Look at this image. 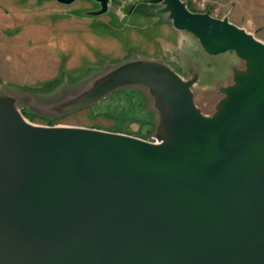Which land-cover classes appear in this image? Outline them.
<instances>
[{
  "label": "water",
  "instance_id": "water-1",
  "mask_svg": "<svg viewBox=\"0 0 264 264\" xmlns=\"http://www.w3.org/2000/svg\"><path fill=\"white\" fill-rule=\"evenodd\" d=\"M92 1L100 8L84 15L99 17L114 0ZM117 1L163 5L157 13L206 55L234 53L241 67L211 116L196 104L197 74L146 60L111 69L61 107L20 108L26 98L0 90V264H264V42L183 0ZM128 87L153 97L155 141L27 116L54 121L62 116L47 113Z\"/></svg>",
  "mask_w": 264,
  "mask_h": 264
},
{
  "label": "rangeland",
  "instance_id": "rangeland-1",
  "mask_svg": "<svg viewBox=\"0 0 264 264\" xmlns=\"http://www.w3.org/2000/svg\"><path fill=\"white\" fill-rule=\"evenodd\" d=\"M183 1L193 12L228 18L264 42V0ZM140 5L146 4L131 8L132 2L114 0L109 13L93 17L84 15L100 8L92 0H78L69 6L56 0H0V90L26 98L20 108L26 104L37 111L55 103L61 107L82 86L111 69L146 60L164 64L185 80L197 74L193 88L196 104L205 115H213L225 97L220 91L241 67L238 57L234 53L206 55L192 34L176 30L167 14L157 13L163 5H146L144 9ZM56 81L61 84L52 86ZM33 89L54 90L40 95L48 93ZM49 113L48 117H62L50 121L36 116L31 122L152 141L163 132L160 111L149 90L141 87L120 89L91 107Z\"/></svg>",
  "mask_w": 264,
  "mask_h": 264
},
{
  "label": "trees",
  "instance_id": "trees-1",
  "mask_svg": "<svg viewBox=\"0 0 264 264\" xmlns=\"http://www.w3.org/2000/svg\"><path fill=\"white\" fill-rule=\"evenodd\" d=\"M147 6L146 5H140V8L141 9H144L146 8ZM153 8V7H152ZM59 84H61V81H56L55 83L52 84L55 85L54 87H57ZM35 92H40V93H51L54 89H49V90H46V91H40V90H36V89H33ZM28 118H30V120H33L35 118H37L35 115H29L27 114Z\"/></svg>",
  "mask_w": 264,
  "mask_h": 264
},
{
  "label": "bare ground",
  "instance_id": "bare-ground-1",
  "mask_svg": "<svg viewBox=\"0 0 264 264\" xmlns=\"http://www.w3.org/2000/svg\"><path fill=\"white\" fill-rule=\"evenodd\" d=\"M152 6H155V5H152Z\"/></svg>",
  "mask_w": 264,
  "mask_h": 264
}]
</instances>
